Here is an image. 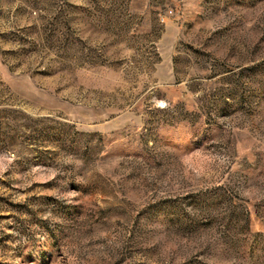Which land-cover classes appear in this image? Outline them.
I'll return each instance as SVG.
<instances>
[{
    "label": "rangeland",
    "instance_id": "rangeland-1",
    "mask_svg": "<svg viewBox=\"0 0 264 264\" xmlns=\"http://www.w3.org/2000/svg\"><path fill=\"white\" fill-rule=\"evenodd\" d=\"M0 264H264V0H0Z\"/></svg>",
    "mask_w": 264,
    "mask_h": 264
}]
</instances>
